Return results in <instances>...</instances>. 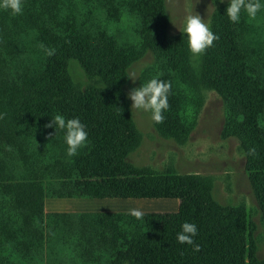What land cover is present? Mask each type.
<instances>
[{
    "label": "trees",
    "instance_id": "trees-1",
    "mask_svg": "<svg viewBox=\"0 0 264 264\" xmlns=\"http://www.w3.org/2000/svg\"><path fill=\"white\" fill-rule=\"evenodd\" d=\"M132 1L143 28L153 31L149 42L166 52L179 51L192 65L193 56L180 45L182 41L167 36L162 0ZM225 24L223 34L198 56V62H204L207 86L221 93L225 102L237 101L244 112L241 119L228 121H233L232 136L243 149L264 222V131L258 124L264 114V91L247 73L237 23L226 17ZM37 31L48 37L47 49H55L54 55H47L49 59L40 65L30 61L11 65L18 55L7 60L3 53L0 63V114L4 115L0 119V206L7 210L0 219L27 224L45 220L54 231L59 223H69L71 230L77 228L78 234L68 239L76 242L80 258L89 256L95 264H256L254 231L243 211L214 204L209 184L195 176L132 165L137 137L121 90L128 58L122 47L84 24L64 25L59 33L48 35ZM5 33L6 26L0 28L1 44ZM72 62L89 79L98 77L102 88L75 87L69 73ZM176 109L166 110L164 122L157 124L163 136L179 134ZM56 114L78 117L88 133L87 146L74 157L66 154L64 133L55 126L45 127ZM252 148L255 154L248 155ZM46 198L165 199L177 200L179 207L175 213H144L140 220L112 213L46 216ZM184 222L196 224L199 252L177 242Z\"/></svg>",
    "mask_w": 264,
    "mask_h": 264
},
{
    "label": "rangeland",
    "instance_id": "rangeland-1",
    "mask_svg": "<svg viewBox=\"0 0 264 264\" xmlns=\"http://www.w3.org/2000/svg\"><path fill=\"white\" fill-rule=\"evenodd\" d=\"M22 2L23 12L15 17L10 11L0 10V19L5 20L0 28L5 30L6 26L8 30V34H3V39H6L4 44L0 43V63H3V53L7 60L18 55L11 65L19 62L23 64V61L40 65L47 61L49 58L46 57L45 49L48 37L42 38L37 30L48 35L52 32L59 33L64 25L84 24L91 32L97 30L113 38L128 55L124 71L125 82L121 90L137 137V145L130 155L132 165L152 171L170 169L179 175L195 176L209 184L214 204L220 207L229 206L245 213L247 225H251L254 231L256 264H264V222L254 197L243 149L232 136L233 121H228L230 117L241 119L244 112L238 107L237 101L225 102L226 98L221 93L207 86V79L203 75L204 62L200 64L198 57L193 56L192 65H188L179 51L166 52L165 49L151 44L148 36L153 31L147 33L143 28L139 13L131 6V2H135L132 0ZM162 2L167 18V36L179 39L182 41L180 45L187 49V37L182 29L185 17L192 12L205 20L215 35L219 37L223 34L229 0ZM3 12L5 17L1 16ZM15 20L17 25L13 24ZM31 28L32 31L29 30ZM237 32L247 73L264 91V9L257 13L255 20H249L242 11ZM69 73L75 87L102 88L101 80L98 77L89 79L88 73L77 63L70 64ZM132 74H135V80L128 79ZM152 78L171 82L168 95L171 106L167 110L170 113L171 108H177L173 111L178 114L180 130L175 138L163 136L159 126L150 119L149 113L132 110V101L128 98L130 90L140 87ZM258 124L264 131V114ZM165 203L151 201L152 207L148 209L145 206L128 204L124 210L176 212ZM6 211L4 206H0V216ZM30 225L26 222V226L31 227ZM68 225L69 223H59L65 232L57 231L50 236L42 234L41 237H32L22 232V229L28 227L23 228L25 226L13 218L0 219V261H88L89 256L80 258V252L75 250L76 245L67 241L74 232ZM98 259L95 256L94 260Z\"/></svg>",
    "mask_w": 264,
    "mask_h": 264
},
{
    "label": "clouds",
    "instance_id": "clouds-1",
    "mask_svg": "<svg viewBox=\"0 0 264 264\" xmlns=\"http://www.w3.org/2000/svg\"><path fill=\"white\" fill-rule=\"evenodd\" d=\"M262 9H264V3H261V0H229L225 14L231 23H239L242 11L247 14L249 20H255L257 13ZM0 10L10 11L13 15H20L23 12V2L22 0H0ZM182 30L187 37L189 52L194 57L202 56L218 39V36L211 31L210 25L193 12L185 17ZM45 52L46 55L52 56L55 54V49H45ZM128 79L135 80V74H132ZM170 90L171 82L157 78L150 79L147 83L141 84L140 87L130 90L128 98L132 101V110L149 113L150 119L154 123H163V113L170 107L168 103ZM3 118L4 115L0 114V119ZM53 126L64 133L67 156L74 157L80 149L87 146L88 133L78 117L66 119L62 114H56L45 125L48 128ZM247 154L254 155L255 149H249ZM129 214L138 220L144 216V212L140 209H130ZM197 235L196 224L184 222L176 239L178 243L193 246V251L199 252L200 246L194 240Z\"/></svg>",
    "mask_w": 264,
    "mask_h": 264
},
{
    "label": "crops",
    "instance_id": "crops-1",
    "mask_svg": "<svg viewBox=\"0 0 264 264\" xmlns=\"http://www.w3.org/2000/svg\"><path fill=\"white\" fill-rule=\"evenodd\" d=\"M165 201L170 209L178 210L179 203L177 200H165V199H58V198H46L44 203V213L48 215H82V214H129L128 210H124L128 204H133V206L145 208L152 207L151 201ZM135 203H127L133 202ZM140 201V202H139ZM144 213H162V212H146ZM166 213V212H163ZM12 220V219H11ZM15 220V219H13ZM19 222L20 225L25 226V220H15ZM32 224H28L34 227L31 230L22 229L24 234L30 235L32 237L40 236L42 234L52 235L55 232L64 231L62 227L57 228L55 231L48 227L47 221L45 220H32ZM40 227V228H37ZM37 228V229H36ZM41 229V230H40ZM36 230V231H34ZM72 231H77V228H72ZM65 232V231H64ZM61 233V232H60ZM74 233V232H72ZM62 234V233H61ZM66 240V239H65ZM69 243L75 245L74 240H67ZM73 247V246H72ZM75 249L77 247L75 246ZM0 264H95L93 261H0Z\"/></svg>",
    "mask_w": 264,
    "mask_h": 264
}]
</instances>
